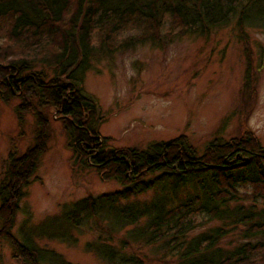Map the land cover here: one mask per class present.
I'll return each mask as SVG.
<instances>
[{"label":"trees","instance_id":"obj_1","mask_svg":"<svg viewBox=\"0 0 264 264\" xmlns=\"http://www.w3.org/2000/svg\"><path fill=\"white\" fill-rule=\"evenodd\" d=\"M233 20L247 38L243 28L264 27V0H0L1 99L21 91L26 109L57 110L76 160L120 184L73 201L45 228L21 226L17 237L12 229L24 189L47 150V117L35 112L34 143L9 152L0 170V238L14 257L73 264L37 238L70 243L75 231H96L84 247L110 264H143L126 249L148 245L167 250L172 264H264V146L252 132L213 138L201 154L185 135L144 149L115 148L110 136L99 135L105 116L95 118L99 103L81 81L96 54L175 35L208 38ZM33 62L53 75L32 70ZM147 191L151 198L141 200ZM196 214L221 223L190 234ZM230 230H237L236 242L223 247Z\"/></svg>","mask_w":264,"mask_h":264},{"label":"rangeland","instance_id":"obj_2","mask_svg":"<svg viewBox=\"0 0 264 264\" xmlns=\"http://www.w3.org/2000/svg\"><path fill=\"white\" fill-rule=\"evenodd\" d=\"M234 21L215 29L208 38L175 35L94 55L81 81L99 103L95 118L105 116L98 124L99 135L110 136L108 142L115 148L136 149L185 135L201 154L213 138L227 140L249 130L264 146V27L243 28L244 39ZM31 69L47 79L53 75L52 68L40 62H33ZM20 96L21 91L8 101L0 97V170L9 152L21 154L34 143L37 111L47 117L48 141L20 201L12 229L17 237L21 226L45 228L73 201L120 188L115 179L105 180L93 166L76 160L57 110L26 109ZM152 194L147 191L140 199L149 200ZM208 218L207 214L194 215L198 225L190 234L221 223ZM229 232L223 247L236 242L237 230ZM96 235V231H75L77 239L70 243L46 235L37 240L73 264H110L84 247ZM126 251L143 264L173 262L167 250L155 245ZM0 264L27 263L14 257L10 242L0 238Z\"/></svg>","mask_w":264,"mask_h":264}]
</instances>
